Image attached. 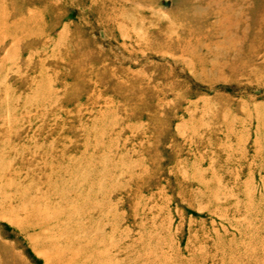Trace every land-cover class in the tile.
Returning <instances> with one entry per match:
<instances>
[{
	"label": "rangeland",
	"instance_id": "obj_1",
	"mask_svg": "<svg viewBox=\"0 0 264 264\" xmlns=\"http://www.w3.org/2000/svg\"><path fill=\"white\" fill-rule=\"evenodd\" d=\"M0 264H264V0H0Z\"/></svg>",
	"mask_w": 264,
	"mask_h": 264
}]
</instances>
